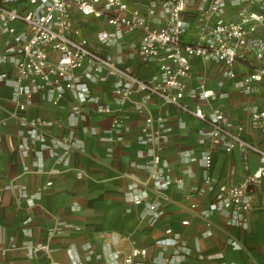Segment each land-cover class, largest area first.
Wrapping results in <instances>:
<instances>
[{"label": "crops", "instance_id": "1", "mask_svg": "<svg viewBox=\"0 0 264 264\" xmlns=\"http://www.w3.org/2000/svg\"><path fill=\"white\" fill-rule=\"evenodd\" d=\"M123 1L139 6L144 15L150 0ZM166 1L156 0L155 13L148 17L151 27L160 25ZM201 3L195 0L187 5L184 42L190 41L200 22ZM9 6L22 9L26 0H14ZM241 8L227 6L222 17L233 20ZM72 19L92 49L110 53L119 65L142 78L157 75V60L138 54L139 30L124 31L115 44L106 46L97 40L99 31L112 29L103 16L74 9ZM15 27L26 29L20 22ZM14 44L12 35L0 33V52ZM191 63L187 90L203 83L212 94L206 99L186 95L184 99L198 102L205 111L218 108L232 125H242L246 139L264 148V128L251 120L248 111L249 107L264 109V80L243 91L241 79L251 70L248 64L237 62L236 77H228L220 62L194 57ZM15 73L11 63L0 64V264H122V255L133 246L146 249L142 264H264V181L247 186L251 205L245 226L233 223L228 210L208 209L220 186L241 184L257 169L255 153L226 152L202 140L205 122L156 96L146 100L142 93H135L119 105L111 78L88 82V87L99 104L117 112L119 131L111 124L112 113L97 112L96 102L78 103L71 90L64 92L57 105L35 94L23 112L17 111L13 85L6 82ZM74 104L81 111L77 118L70 115ZM158 115L165 118L161 155L168 177L181 179L182 185L165 188L158 207L148 212L144 203L129 199V188L136 183L149 191L148 200L153 199L144 168L147 147L139 136L145 118ZM22 117L38 119L36 128L47 138L64 135L73 123L74 142L67 165L56 163L43 151L42 169L35 170L40 142L28 138L31 150L27 155L20 152L19 144L30 128ZM204 153L212 160L207 184ZM188 154L193 159L187 160ZM47 181L51 183L46 185ZM166 236L177 243H156Z\"/></svg>", "mask_w": 264, "mask_h": 264}, {"label": "built area", "instance_id": "2", "mask_svg": "<svg viewBox=\"0 0 264 264\" xmlns=\"http://www.w3.org/2000/svg\"><path fill=\"white\" fill-rule=\"evenodd\" d=\"M13 1L0 0V33L12 35L15 42L0 52V64L9 62L16 70L15 76L6 82L13 85L12 98L17 111L23 112L35 94L57 105L67 90L73 91L78 103H98L97 96L90 93L88 82L110 78L119 105H123L135 93H142L146 100L156 96L164 104H171L205 122L207 128L201 133L202 140L220 145L226 152L238 150L244 155H257V169L248 174L241 184L220 186L214 200L208 204L209 210H228L233 223L246 225V212L251 205L247 186L264 181V148L246 139L242 125H232L218 108L205 111L198 102L185 100V95L189 99H206L212 94L203 83L187 90L185 79L190 75L192 59L199 57L220 62L228 77H236L237 62L248 64L251 70L241 79L243 91L252 90L253 83L264 80V0H201L198 6L200 22L193 28L188 42H184L187 32L184 13L187 5L195 0H167L160 10L161 23L155 27L149 25L148 17L155 13L156 0L148 2L149 8L144 15L139 6H129L123 0H26V6L22 9L9 6ZM227 6L242 7L233 20L222 17ZM248 6L256 8L249 9ZM74 9L84 15L103 16L112 26L108 31L97 33V40L102 45L115 44L124 31L139 30L138 54L143 59L157 60V75L142 78L131 69L119 65L110 53L92 49L74 24ZM16 22L24 24L26 29L17 31ZM96 111L112 113L111 124L119 131L117 112L99 103ZM248 111L251 120L264 128V109L249 107ZM80 112L79 104H74L70 115L77 118ZM154 121L159 124L154 126ZM164 121L165 118L160 115L156 118L147 116L139 136L147 147L144 168L147 171L146 184L151 187L153 199L148 200L149 191L136 183L129 188V199L135 204L144 203L148 212L158 207L165 188L182 185L181 179L168 177L167 164L162 159L161 140L166 130ZM22 123L29 124L30 128L28 136L19 144L20 152L27 155L31 150L28 138L40 142V147L35 151L40 158L35 163L36 171L42 169L43 151H47L58 164L69 163L75 133L73 123L69 124L64 135L50 138L37 130L38 119L22 117ZM188 157L187 160L193 159L189 154ZM201 160L205 171L204 182L207 184L211 182L208 174L212 163L210 154H202ZM50 183L47 181L46 185ZM199 191L203 192L204 188ZM156 243L175 245L177 240L166 236L157 239ZM145 254L144 247L133 246L122 255V264H142ZM167 261L169 263V259Z\"/></svg>", "mask_w": 264, "mask_h": 264}]
</instances>
